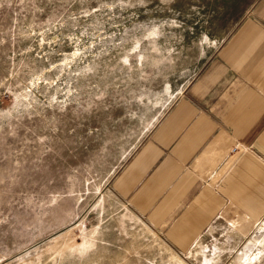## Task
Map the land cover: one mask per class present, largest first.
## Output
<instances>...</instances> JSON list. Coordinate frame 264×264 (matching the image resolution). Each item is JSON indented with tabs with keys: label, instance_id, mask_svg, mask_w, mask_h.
Instances as JSON below:
<instances>
[{
	"label": "crops",
	"instance_id": "1",
	"mask_svg": "<svg viewBox=\"0 0 264 264\" xmlns=\"http://www.w3.org/2000/svg\"><path fill=\"white\" fill-rule=\"evenodd\" d=\"M150 43L104 72L47 162L50 232L25 252L264 264V0H170Z\"/></svg>",
	"mask_w": 264,
	"mask_h": 264
},
{
	"label": "rangeland",
	"instance_id": "2",
	"mask_svg": "<svg viewBox=\"0 0 264 264\" xmlns=\"http://www.w3.org/2000/svg\"><path fill=\"white\" fill-rule=\"evenodd\" d=\"M169 1L0 0V264H97L54 243L25 252L50 232L38 211L56 181L47 162L72 151L104 72L137 45L150 54Z\"/></svg>",
	"mask_w": 264,
	"mask_h": 264
}]
</instances>
